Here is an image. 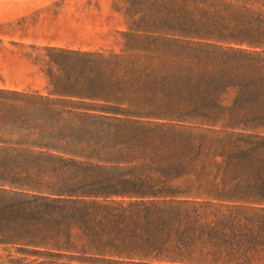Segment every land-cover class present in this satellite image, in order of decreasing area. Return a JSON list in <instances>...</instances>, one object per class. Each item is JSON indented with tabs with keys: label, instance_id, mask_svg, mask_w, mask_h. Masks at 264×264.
<instances>
[{
	"label": "rangeland",
	"instance_id": "obj_1",
	"mask_svg": "<svg viewBox=\"0 0 264 264\" xmlns=\"http://www.w3.org/2000/svg\"><path fill=\"white\" fill-rule=\"evenodd\" d=\"M180 28L193 45L251 51L248 43H264V0H0V138L22 146L0 154L28 156L30 174L0 186V200L13 201L0 205L15 203L27 224L47 232L26 230L29 243L0 244V264H264V235H250L258 237L253 249L232 258L226 249L215 256L205 241L184 243L215 228L228 244L245 242L264 232V205L209 190L224 179L220 159L202 148L251 132L221 120L233 89L212 108L186 70L153 59ZM207 114L218 118L214 127L201 120ZM36 146L55 149L41 156ZM124 178L154 186L153 195L32 198L62 199L35 190L58 188L61 179L84 188ZM101 230L107 239L85 238Z\"/></svg>",
	"mask_w": 264,
	"mask_h": 264
},
{
	"label": "trees",
	"instance_id": "obj_2",
	"mask_svg": "<svg viewBox=\"0 0 264 264\" xmlns=\"http://www.w3.org/2000/svg\"><path fill=\"white\" fill-rule=\"evenodd\" d=\"M241 1L253 3L259 0ZM160 35L162 38H167L162 31ZM184 38H188L184 34V29L175 30L173 36L166 41L172 47L163 48L157 57L153 59L170 62L176 68L186 70L188 82L193 84L192 88L206 93L212 108L215 107L217 99H219L222 92H225L227 88L233 89L236 92L234 101L231 107L224 110V116L221 120L224 121L227 128L239 127L244 132H251V134L237 135L235 137L228 136L223 139H212L207 146L202 148L213 159H220L219 162L214 164L217 169L222 168L221 173L224 179L223 185L209 186V190L216 197L231 202L241 203L243 201L250 204L264 205V43H248L247 47L251 51L239 48H228L225 51H221L218 47L211 45H193L189 41L182 40ZM255 49L258 51H255ZM174 77L180 78L177 75ZM201 120L208 126L214 127L218 118L207 114ZM7 136L10 137V135ZM21 147H15L9 138H0V152L22 150ZM36 148L37 150L33 151V153L41 156H43L42 149H55L52 146H36ZM202 149L197 147L193 155L195 157L198 156ZM133 152L138 154L137 158L141 157L142 150L133 148ZM28 158V156L16 157L0 154V186H19L13 180L12 174L18 173L30 176L29 168H27ZM131 161H134V159L127 162ZM176 166L180 169L184 168L182 162H177ZM64 168L59 171H63ZM35 179L38 180L39 177ZM132 182V178H124L122 182L104 180L97 182V185L91 184L84 188H70L66 187L61 179L53 181V185L58 188H37L35 190L44 194L64 196L62 199L32 198L43 202L69 204L74 202L70 199L72 197H87L89 195L121 194L140 197L153 195L149 192L151 191L149 189H153L154 186H149V189H141L143 187L142 184L135 185ZM154 191L158 194L160 192L164 193L166 190L158 189ZM13 196L14 193L11 194V197ZM0 202L13 201L11 198H7L6 201L0 200ZM87 210L100 209L87 208ZM17 211L18 208L15 203H3L0 205V244H13L21 239L29 243L28 237L24 233L26 230H32L34 232L33 237L40 235V233H47L40 232V228L35 223L27 224V219L17 214ZM260 211L264 212V209ZM78 220L86 228L88 222L82 217L76 218V221ZM220 224L221 222H218V226ZM258 224L262 226L264 221ZM211 230L215 231L216 228L205 232L200 231L196 236L190 234V236L184 238V243L189 240L194 242L205 241L211 247L215 256L223 253L222 250L226 249L228 251L227 255L232 258L234 254H237L245 247L250 250L253 249V242L258 237H250V235H264L263 231L249 232L247 241L240 242L243 237L239 236V241L228 244L225 236H219L215 232L211 233ZM202 235H205L206 238H202ZM108 236L106 231L101 230L95 234L86 233L85 238L89 242L98 243L102 237L107 239ZM260 249H255L253 252L260 251Z\"/></svg>",
	"mask_w": 264,
	"mask_h": 264
}]
</instances>
